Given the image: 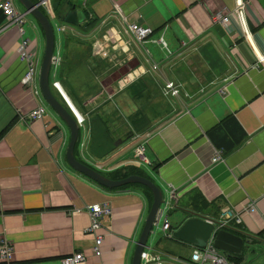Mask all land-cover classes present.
<instances>
[{
  "label": "crops",
  "instance_id": "crops-1",
  "mask_svg": "<svg viewBox=\"0 0 264 264\" xmlns=\"http://www.w3.org/2000/svg\"><path fill=\"white\" fill-rule=\"evenodd\" d=\"M12 1L24 13L19 1ZM72 2L85 18L77 28L70 25L69 36L55 31V37L59 34L66 61L57 68L56 79L86 117L75 157L107 177L137 169L160 186L164 200L176 191L170 210L178 213L171 232L185 218L174 208L175 201L219 224L220 210L236 209L241 221L230 219L218 227L243 239L242 251L230 255L236 264H247L252 246L264 248V0ZM238 5L241 16L235 12ZM217 11L228 13L226 25L214 19ZM31 17L25 15L19 35L14 26L4 27L0 11V241L14 250L12 260L0 259V264H61L63 257L78 251L86 259L77 264H131L149 195L137 183L103 187L68 164V127L41 94L21 84L26 66L17 55L18 44L22 38L32 41L36 66L43 45V31ZM126 21L150 26L153 33L143 44L131 43L135 56L119 68L102 61L92 47L98 40L114 48L126 42ZM55 46L59 48L56 38ZM75 56L88 57L86 63L72 62ZM130 69L146 72L127 81ZM166 80L180 84V94L155 100ZM35 81L38 86L37 73ZM132 84L141 90L133 88L129 95ZM132 102L136 108L127 123L122 113ZM38 105L45 106V114L29 118ZM124 126L129 131L117 133ZM140 141L146 163H136L134 156ZM216 152L223 159L212 163ZM101 202H108L112 213L101 219L98 257L85 230V207ZM250 204L253 212L247 209ZM75 207L81 211L70 215ZM167 238L171 240L165 245L158 244L161 250L155 246L167 254L165 264H191L198 245ZM180 250L187 253L181 256Z\"/></svg>",
  "mask_w": 264,
  "mask_h": 264
},
{
  "label": "built area",
  "instance_id": "built-area-1",
  "mask_svg": "<svg viewBox=\"0 0 264 264\" xmlns=\"http://www.w3.org/2000/svg\"><path fill=\"white\" fill-rule=\"evenodd\" d=\"M37 4L39 7L43 8L45 12L49 15L50 18H55V13L52 7V0H37ZM117 8V5H116ZM0 11L3 16L6 18V22L4 27L14 26L17 29L19 35L24 33L23 24L25 23V14L20 13L15 8L12 0H1L0 2ZM235 12L238 13L239 16L242 15V7L238 5L235 8ZM124 18V17H123ZM214 19L220 21L222 24L226 25L228 23V13L224 11H217L214 15ZM55 30L64 33L68 30L71 31V26L67 23H59L54 26ZM126 32L128 34V40L126 42H120L119 46L114 48L110 42H106L105 40H98L92 49L93 52L98 55L99 58L107 62L108 64H112L113 66L123 68L128 64L129 61L133 59L135 56L133 50L130 48L132 42H137L143 44L147 42L148 37L153 33V29L150 26H143L136 22H127L126 21ZM32 41L28 38H22L17 47V55L21 61L24 62L26 69L24 75L21 79V84L30 90L34 95H40V90L35 81L36 74V60H35V50L30 49ZM164 45V41L160 39ZM261 59V58H260ZM62 63V56L60 50L57 46H55L53 51V56L51 60L50 66V74L52 75V85L55 87L58 92L64 97L68 106L72 113L74 114L77 124L79 128L82 130L81 137L84 138V122L85 116H79V114L74 110V108L70 105L66 97L64 96V90L59 80L56 79V70L59 65ZM156 65L153 63L152 69H156ZM146 71H138V69H131L125 75V79L127 81L133 80L134 77L140 73H145ZM63 90V91H62ZM162 93L164 96L168 97H177L181 91V85L175 83L173 80H166L164 86L162 87ZM187 95V94H186ZM46 108L44 105H38L28 114L31 119H41L45 114ZM145 147L144 142H138L133 151L134 156L137 158L136 163H146L148 162L147 157L145 155ZM223 159L221 152H216L214 156L211 158V162H216ZM177 193L174 191L171 195V199L164 200L162 202V207L158 209L155 221L153 223L151 231L154 227H157L159 224L160 218L163 216L164 208H172L173 199L176 197ZM247 209L249 211H254V206L250 204ZM85 210L89 214V224L86 227V232L93 237V243L91 247V252L94 256L100 257L102 255V242H103V233L101 232V219L103 216L110 215L112 213L110 204L108 202L101 203H93L89 204L85 207ZM81 209L73 208L69 211L70 215H74L80 212ZM220 226L224 224L227 220L233 219L235 222L239 223L241 221L240 213L231 207H227L225 209L220 210L218 217ZM170 223L167 220V217L164 216L163 223L161 226L164 237H172V233L170 231ZM214 235L212 234L208 241L203 246L195 247L190 256L191 264H235L233 261L229 260L225 254H223L220 250H218L213 245ZM13 246L5 240L0 241V259L8 262L13 258ZM167 254L165 252L159 251L148 244V242L144 245L141 255H140V264H165V257ZM86 256L78 251L74 252L69 256H65L61 259V264H77L79 262L85 261Z\"/></svg>",
  "mask_w": 264,
  "mask_h": 264
},
{
  "label": "water",
  "instance_id": "water-1",
  "mask_svg": "<svg viewBox=\"0 0 264 264\" xmlns=\"http://www.w3.org/2000/svg\"><path fill=\"white\" fill-rule=\"evenodd\" d=\"M18 1L24 8V13L30 14L43 31L45 44L38 73V86L45 103L69 129V142L66 149V160L68 164L76 171L84 174L103 187L115 188L129 183H139L148 187L152 193V202L132 255L131 264H140L141 251L149 238L156 213L164 199L162 189L151 179L137 174H132L121 179L109 178L100 171L79 161L75 157L74 147L79 136L78 124L74 116L69 113L54 96L49 83L50 66L55 46L54 29L49 18L42 12L37 3H34L31 0ZM64 11L63 20L66 23L76 25L81 23L85 18L84 11L77 10L74 4L70 7H66ZM174 205V208H177L184 213L185 218L179 227L172 231L173 237L191 245L202 246L208 241L212 233L214 235L213 245L217 249L228 255L231 253L238 254L242 251L243 239L232 232L218 227L220 224L217 220L202 215L194 210L181 207L177 205L176 201Z\"/></svg>",
  "mask_w": 264,
  "mask_h": 264
},
{
  "label": "rangeland",
  "instance_id": "rangeland-1",
  "mask_svg": "<svg viewBox=\"0 0 264 264\" xmlns=\"http://www.w3.org/2000/svg\"><path fill=\"white\" fill-rule=\"evenodd\" d=\"M21 7V6H20ZM27 15V18L28 17H31V15L30 14H26ZM32 18V17H31ZM32 19H34V18H32ZM34 21L36 22V20L34 19ZM50 22H51V24H52V26H55L56 24H59V23H61L62 21L58 18V17H55V18H50ZM37 23V22H36ZM75 28H77L78 26L77 25H73ZM25 27H27V25H25ZM71 32L68 30L67 31V34H66V36H69V34H70ZM62 34H64V33H62ZM59 34H57L56 33V45H59V50H60V53H64V50H65V47H64V45H62V47L60 46V43H59V36H58ZM42 43H43V45H42V48H41V50L39 51L40 53H39V56H38V62H37V66H36V73H37V77H38V73H39V69H40V64H41V59H42V55H43V51H44V44H45V40H44V36H43V34H42ZM86 57H88V56H75V58L73 59V61L72 62H84V63H86V61H85V59H86ZM88 64V63H87ZM131 70V69H130ZM129 70V71H130ZM59 71H60V69L57 71V74L59 73ZM129 71H127V73L129 72ZM53 77H52V75L50 76V79H52ZM58 78V77H57ZM131 87H132V89H127L126 90V93H128L129 95H133L134 94V92H133V90L135 89L136 91H139V90H141V87H138L137 85H135V84H132L131 85ZM134 88V89H133ZM160 92L162 93V91L160 90ZM164 96V94L162 93L161 95L160 94H157L156 96H155V100L157 99V100H160V101H162L164 98H163V96ZM165 97V96H164ZM168 103V102H167ZM167 103H165L164 105H166ZM46 104V103H45ZM47 105V104H46ZM47 107L49 108V110L54 114V115H56L55 113H54V111L47 105ZM134 108H136V105H135V103H129V105H128V110H126L125 112H123L122 114H123V118H125V122H127V123H129L130 122V116H131V112H132V109H134ZM110 122L111 123H115L116 122V119H112V120H110ZM84 125H85V123H84ZM113 128V125L110 127V129H112ZM113 130H111V134L113 133L112 132ZM129 131V129H127V130H125V126L121 129V130H118L117 131V133H119V132H122V134L123 133H127ZM170 209H168V208H164V213H163V216L160 218V220H159V224H158V226L157 227H154V229L151 231V233H150V235H149V238H148V244H151L152 246H156L157 248H158V244H160V245H165V243H167V241L168 240H171V239H168L167 237H162V235L164 234V232L162 231V229H161V226H162V223H163V219H164V216L166 215L167 216V212L169 211ZM171 211V213H169V215H168V219L170 220V221H172V223L171 222H169L170 224H175V218H174V215L175 214H177L178 212L175 210V211H172V210H170ZM161 247V246H160ZM159 250H161L160 248H158ZM171 249V248H170ZM251 250H253V253L251 254L250 253V256H249V254H247L248 255V257H247V264H264V248H259V247H257V246H252L251 247ZM184 253H187V251H184V250H182ZM182 251L180 250L179 252H178V254L179 255H181L182 256Z\"/></svg>",
  "mask_w": 264,
  "mask_h": 264
},
{
  "label": "trees",
  "instance_id": "trees-1",
  "mask_svg": "<svg viewBox=\"0 0 264 264\" xmlns=\"http://www.w3.org/2000/svg\"><path fill=\"white\" fill-rule=\"evenodd\" d=\"M31 1L34 2V3H37V0H31ZM59 1L60 0H52V7H53V11H54L56 17L62 19L63 18V14H64L63 13L64 12V9L66 7H70L71 5H73V2H72V0H63V3H65V4H62L61 1L60 2ZM40 9L42 10V12L44 14H46V12H45V10L43 8H40ZM62 62H63V64H65L66 61L62 60ZM89 62L92 63V60L89 59ZM50 87H51L52 93L58 99V101L66 108V110L69 113H71V111H70L69 107L67 106L66 102L64 101V99L61 97V95L59 94V92L51 85V80H50ZM77 145H78V140L76 141V144H75V147H74V152L76 150ZM132 174L141 175V173H140L139 170L133 169V168H129V169H125L123 172H116L113 175H109V178H112V179H121V178L127 177V176L132 175ZM127 185H129V184L122 185V186L115 187V188H122V187H125ZM137 185L140 186V187H142L146 191V193L149 195L150 202H152V193H151L150 189L148 187H146L145 185H142V184H138L137 183ZM227 256H228V258L231 261H233L236 264V262H235L236 257H234L232 255H227Z\"/></svg>",
  "mask_w": 264,
  "mask_h": 264
},
{
  "label": "bare ground",
  "instance_id": "bare-ground-1",
  "mask_svg": "<svg viewBox=\"0 0 264 264\" xmlns=\"http://www.w3.org/2000/svg\"><path fill=\"white\" fill-rule=\"evenodd\" d=\"M63 91V90H62ZM64 93V92H63ZM64 96L66 97V95H65V93H64ZM66 99H67V97H66ZM68 100V99H67ZM69 102V101H68ZM70 103V102H69ZM70 105L74 108V110L79 114V116H82L83 117V115L79 112V111H77V109H76V107L74 106V104H72V103H70ZM69 108H70V106H68ZM71 110V109H70ZM71 113H72V111H71ZM72 115L74 116V114L72 113ZM74 118H75V116H74ZM75 120H76V118H75ZM77 122V121H76Z\"/></svg>",
  "mask_w": 264,
  "mask_h": 264
}]
</instances>
